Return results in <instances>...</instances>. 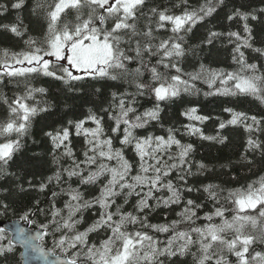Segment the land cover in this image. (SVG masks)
Wrapping results in <instances>:
<instances>
[{
    "label": "snow or ice",
    "instance_id": "1",
    "mask_svg": "<svg viewBox=\"0 0 264 264\" xmlns=\"http://www.w3.org/2000/svg\"><path fill=\"white\" fill-rule=\"evenodd\" d=\"M222 6L226 0H197L195 6L190 0H179L171 6L179 9L176 12L156 0H12L10 8L18 13L15 22L0 23V30L20 38L22 47L0 48V89H15L12 96L0 91V213L10 211L15 193H44L53 184L66 187L51 193L47 208L35 199L20 210L19 219L24 221L44 217L39 223L41 231L35 235L17 228L19 240H14L0 228V264H21L16 257L18 243L43 257L46 264H186L182 257H191V264H264V171L244 183L233 175L230 181L201 183L194 188L188 185V178L212 173L213 166L191 160V143H181L171 128L166 138L134 134L135 129L159 120L160 102L182 93L198 94L196 81L207 84L205 96L251 97L264 106V63H250L243 50L256 52L257 59L264 57V48L253 47V30L248 24L249 18H258L253 12L234 8L226 16L228 21H243L244 35L208 29L201 40V44L211 45L226 36L235 45L234 70L213 69L202 62L192 71L184 70L198 47L188 46L187 37ZM25 9L30 21L35 18V30L19 15ZM7 12L9 5L0 3V16ZM259 12L264 15V7ZM161 30L170 35L162 37ZM45 78L59 85L66 96L71 94L69 98L89 89L101 97L106 88L114 90L108 93L106 107L89 108L84 118L70 119L44 133L51 140L50 155L56 168L33 184L36 178L25 179L13 164L34 118L53 107L45 98L49 88L36 86ZM146 94L157 103L137 114L133 105ZM224 111L231 118L220 122L219 129L239 125L248 134L241 161L252 165V157L258 154L264 162V115L232 108ZM183 115L201 123L211 119L198 114L196 107ZM105 117L110 122L108 133L118 135L105 132ZM89 122L94 127L86 126ZM185 127L190 135L203 140L223 144L228 139L219 133L204 135L194 123ZM73 135L83 138V159L73 150ZM117 140L119 147L114 143ZM127 146H133L137 162L126 158ZM65 157L71 161L69 167L61 163ZM232 167L231 161L221 165ZM173 173L175 180L170 178ZM73 178L76 187H72ZM228 183L234 186H225ZM97 185L98 194L85 199L81 186ZM193 191L205 194L204 199L199 203L185 200L184 193ZM165 192L168 194L157 195ZM60 193L68 199L57 207ZM133 198L131 210L125 209ZM181 204L176 219L150 222L155 209ZM208 204L210 210L201 216L199 212ZM94 206L98 207L96 219L87 223L84 212ZM44 237L51 238V260L44 248L33 243ZM23 255L21 252L20 257Z\"/></svg>",
    "mask_w": 264,
    "mask_h": 264
},
{
    "label": "trees",
    "instance_id": "2",
    "mask_svg": "<svg viewBox=\"0 0 264 264\" xmlns=\"http://www.w3.org/2000/svg\"><path fill=\"white\" fill-rule=\"evenodd\" d=\"M12 0H0V3L9 5V12L0 16V23H12L15 22V17L18 14L17 10L11 9L10 4ZM157 4H162L170 8V10L179 12V9H172V4L179 3V0H156ZM190 3L195 6L197 0H190ZM264 7V0H226V6L218 8L217 13L213 14L212 18H209L205 24H200L194 29L188 37V46H198L194 48V55H189L188 61L183 65L184 70L192 71L194 67H198L199 63L205 64L209 68L213 69H227L234 70L237 66L232 62V49L235 46L233 43H229L226 36L218 37L214 40L213 44H201V40L207 34L208 29L214 31L227 33L228 31H238L241 35L243 33V21L234 19L228 21L226 19L227 14H230L234 8H241L242 11L253 12L258 18L252 20L249 18L248 24L252 28L253 32V47L264 48V15L260 14L259 9ZM19 15L24 17L25 24H30L31 28L35 30L38 26L35 24V18L29 20V13L27 9L20 11ZM33 35H36V31H32ZM159 35L166 36L170 33H165L161 30ZM22 47V41L20 38L15 37L9 32L0 30V48H9L13 50H19ZM245 55L249 58V62L264 63V57L258 58V54L251 49H243ZM147 77V74H146ZM116 83V82H112ZM196 87L200 90L198 94L182 93L180 96L171 100L160 102V117L158 121H151L144 128H138L134 130V134L137 136H147L149 134L153 136H165L167 137L168 129L174 130L176 138L183 144L191 143L194 146V151L191 154L192 161H202L205 164L213 166L212 173H204L203 176L197 175L188 178V185L194 188L199 187L201 183L208 182H227L231 177L235 175L237 179L244 183L247 180L254 179L262 171H264V162H261L259 155L252 157L255 163L252 165H245L241 161V153L244 152V146L247 140L248 134L244 128L239 125L227 126L225 129H219L218 125L222 121H227L231 118V113L225 112L224 109L232 108L235 111H244L252 114L264 115V106L253 102L251 97H232L222 95L205 96L204 93L209 91L207 84L202 81H196ZM36 86H44L49 88V93L45 97L50 101L53 107L48 112H42L34 118L30 135L25 137L24 147L17 155L13 169H19L25 179L35 177L33 184H36L39 179H43L55 171L56 166L52 163V156L50 155L52 150L51 140L44 135L45 132L54 131L62 125H65L68 120H76L84 118L89 108L99 110L102 107L107 106L106 98L108 93L114 89L106 88L105 96H97L91 94V90H87L84 94H78L75 97H71V94L66 96L60 91L59 85L47 80H41ZM131 90V89H130ZM8 96H12L13 91L11 86L9 88L0 89ZM40 97H37L39 99ZM157 102L154 96L146 94L143 97H138L137 102L133 105L137 109V114L143 113L146 109H151ZM69 105L66 108L65 105ZM196 107L198 114L208 115L210 120L203 123L198 121H190L183 113L191 108ZM102 114V113H101ZM3 115L2 107H0V116ZM109 123L107 117H105V132L108 133ZM194 123L197 127H200L204 135L215 136L219 133L221 136H226L228 139L225 143L220 144L216 141L203 140L199 135H190L186 130V125ZM86 126L94 127L91 122ZM123 127V126H122ZM118 135V134H111ZM73 143V150L76 152L80 159H83L81 151L83 149V138L71 137ZM264 139V136H261ZM116 147H119L118 140L114 142ZM173 152L176 151V147L173 146ZM125 156L133 163L138 161L133 146H127L125 148ZM231 161L235 167L221 168V165L227 164ZM65 167H69L71 161L66 157L61 161ZM111 163H115L114 161ZM249 167L252 172H249ZM193 172L197 169L195 164L192 168ZM175 180V173L170 177ZM76 179L73 178L72 187H76ZM225 186H234L232 183H228ZM27 187V185H25ZM61 187L65 185H51L44 193H40L36 190H30L23 193H15L10 200V211L7 214L0 213V220H14L19 219L21 215L20 210L25 206H30L35 199L41 201L40 207L47 208L49 200L51 199V193L53 191L60 192ZM97 186H81V191L85 194V199H90L92 196L98 194ZM167 195L168 193H157V195ZM202 192H185L184 199H194L199 203L204 199ZM68 197L60 193L57 196V207H62L65 200ZM118 203H122V200H118ZM135 202V198L130 200V203L124 205V208L131 210V204ZM154 203V202H152ZM182 204L172 205L169 208L160 207L155 209L150 214L151 223H165L172 219H176V212H179ZM211 205L208 204L203 210L199 212L201 216L206 211H209ZM14 209L15 211H13ZM98 214V207L94 206L91 209L85 210L84 216L87 223H91ZM44 219L43 216H32L29 221H36L31 223V226L35 229H39V223ZM24 221V220H23ZM197 223H201L198 221ZM86 226V225H84ZM7 232V231H6ZM9 238H12L11 234L7 232ZM96 239L95 236L92 237ZM102 238V236H101ZM163 238V236L161 237ZM6 242V241H5ZM42 244L51 249V238L44 237ZM18 251L16 253L17 259H20L21 264H24L23 257H20L22 247L17 245ZM58 254V253H57ZM180 260L186 261V264H191V257H182Z\"/></svg>",
    "mask_w": 264,
    "mask_h": 264
},
{
    "label": "water",
    "instance_id": "3",
    "mask_svg": "<svg viewBox=\"0 0 264 264\" xmlns=\"http://www.w3.org/2000/svg\"><path fill=\"white\" fill-rule=\"evenodd\" d=\"M0 228H4L7 232H9L12 236V239L14 240H19V237L16 232L17 228H24L26 235H35L37 232L41 231L40 229L33 228L30 222H26L21 219L5 220V221L0 220ZM43 239L35 240L33 241V243L36 246L44 248L45 253L48 256V259L51 260L53 259V253L50 251V249H48L42 244ZM17 245L22 247V251H23L22 253L24 254L23 255L24 264H46V261L43 259V257L31 253L29 248L23 246L22 244L18 243Z\"/></svg>",
    "mask_w": 264,
    "mask_h": 264
}]
</instances>
